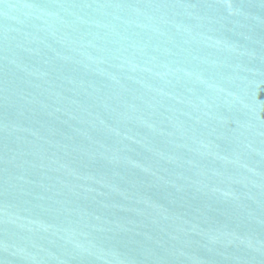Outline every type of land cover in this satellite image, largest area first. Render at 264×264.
I'll return each mask as SVG.
<instances>
[{
  "label": "water",
  "instance_id": "95a60500",
  "mask_svg": "<svg viewBox=\"0 0 264 264\" xmlns=\"http://www.w3.org/2000/svg\"><path fill=\"white\" fill-rule=\"evenodd\" d=\"M0 264H264V0H0Z\"/></svg>",
  "mask_w": 264,
  "mask_h": 264
}]
</instances>
